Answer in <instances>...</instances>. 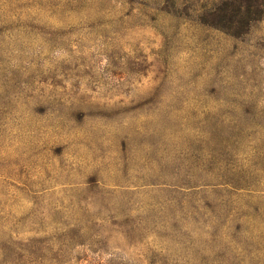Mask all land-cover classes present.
<instances>
[{
  "label": "rangeland",
  "instance_id": "374dc122",
  "mask_svg": "<svg viewBox=\"0 0 264 264\" xmlns=\"http://www.w3.org/2000/svg\"><path fill=\"white\" fill-rule=\"evenodd\" d=\"M222 1L0 0V264H264V0Z\"/></svg>",
  "mask_w": 264,
  "mask_h": 264
},
{
  "label": "trees",
  "instance_id": "16d2710c",
  "mask_svg": "<svg viewBox=\"0 0 264 264\" xmlns=\"http://www.w3.org/2000/svg\"><path fill=\"white\" fill-rule=\"evenodd\" d=\"M261 4L258 0H223L211 14L222 23L219 24L220 26L238 35L248 27V20L253 16L252 13L260 11Z\"/></svg>",
  "mask_w": 264,
  "mask_h": 264
}]
</instances>
